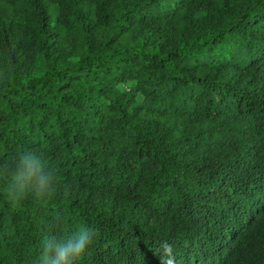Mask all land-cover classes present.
Segmentation results:
<instances>
[{
  "label": "trees",
  "instance_id": "1",
  "mask_svg": "<svg viewBox=\"0 0 264 264\" xmlns=\"http://www.w3.org/2000/svg\"><path fill=\"white\" fill-rule=\"evenodd\" d=\"M0 264L87 227L79 264H264V0H0ZM15 161H13L14 163Z\"/></svg>",
  "mask_w": 264,
  "mask_h": 264
},
{
  "label": "clouds",
  "instance_id": "2",
  "mask_svg": "<svg viewBox=\"0 0 264 264\" xmlns=\"http://www.w3.org/2000/svg\"><path fill=\"white\" fill-rule=\"evenodd\" d=\"M13 161H15L13 163ZM0 180L3 190L13 203L31 195L37 201L50 199L56 190L55 170L48 166L35 150L20 149L15 158L0 162ZM95 233L87 227L69 234L49 236L41 243L36 264H79L93 242ZM160 264H176L174 248L161 241L157 248Z\"/></svg>",
  "mask_w": 264,
  "mask_h": 264
}]
</instances>
